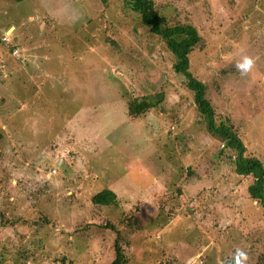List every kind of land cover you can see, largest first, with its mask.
<instances>
[{
	"label": "rangeland",
	"instance_id": "374dc122",
	"mask_svg": "<svg viewBox=\"0 0 264 264\" xmlns=\"http://www.w3.org/2000/svg\"><path fill=\"white\" fill-rule=\"evenodd\" d=\"M153 1L197 27L190 71L216 122L264 162V0ZM4 35L0 264H111L116 242L127 264H264L253 178L235 172L164 41L123 0H0ZM148 92L163 100L129 117L128 100ZM104 188L117 206L91 202Z\"/></svg>",
	"mask_w": 264,
	"mask_h": 264
},
{
	"label": "trees",
	"instance_id": "16d2710c",
	"mask_svg": "<svg viewBox=\"0 0 264 264\" xmlns=\"http://www.w3.org/2000/svg\"><path fill=\"white\" fill-rule=\"evenodd\" d=\"M21 2L23 0H13ZM124 6L138 14L141 23L157 35L166 45L172 56L173 70L186 80V87L193 92L196 110L204 119L210 133L219 138L223 146L233 151L235 172L242 176H251L252 182L247 186L248 196L260 205H264V162L255 155H245V145L235 127L229 121L216 122L214 108L207 97L206 84L197 79L190 71V54L202 42V36L196 26L189 22L171 23L161 14L153 0H123ZM163 100L161 92L144 94L128 100L127 114L137 118ZM1 138V131H0ZM91 202L95 205L117 206L114 191L108 188L94 193ZM118 235V233H117ZM115 257L111 264H127L122 248L114 244Z\"/></svg>",
	"mask_w": 264,
	"mask_h": 264
},
{
	"label": "clouds",
	"instance_id": "9594fccd",
	"mask_svg": "<svg viewBox=\"0 0 264 264\" xmlns=\"http://www.w3.org/2000/svg\"><path fill=\"white\" fill-rule=\"evenodd\" d=\"M234 66L241 76H245L253 70L254 60L251 57L243 56L235 62Z\"/></svg>",
	"mask_w": 264,
	"mask_h": 264
},
{
	"label": "built area",
	"instance_id": "2783aa9c",
	"mask_svg": "<svg viewBox=\"0 0 264 264\" xmlns=\"http://www.w3.org/2000/svg\"><path fill=\"white\" fill-rule=\"evenodd\" d=\"M0 42H4V43H7L9 42V36L8 35H4L0 38ZM18 53L17 49H13L12 50V54L13 55H16Z\"/></svg>",
	"mask_w": 264,
	"mask_h": 264
}]
</instances>
